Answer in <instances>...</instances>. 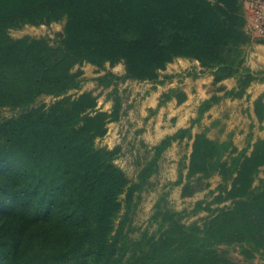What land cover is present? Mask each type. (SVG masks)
Wrapping results in <instances>:
<instances>
[{
    "label": "trees",
    "instance_id": "trees-1",
    "mask_svg": "<svg viewBox=\"0 0 264 264\" xmlns=\"http://www.w3.org/2000/svg\"><path fill=\"white\" fill-rule=\"evenodd\" d=\"M54 21L63 23L54 39L9 32ZM247 24L245 0H0V109L22 108L18 116L0 118V210L12 221H0V264H249L256 256L264 259V176H259L264 138L252 143L250 133L247 154L237 149L233 132L224 139L205 130L193 133L214 103L224 96L242 97L258 78L246 63L253 41ZM178 57L197 60L215 82L235 78L236 84L203 99L190 126L153 145L151 158L131 182L115 163L119 147L96 143L110 122L125 115L124 99L114 86L112 108L98 107L100 94L79 92L83 71L74 68L91 63L101 70L123 63V75L109 70L96 77L104 88L128 79L164 82L161 71ZM73 89L77 92L70 93ZM41 95L54 101L33 105ZM187 98L182 87H171L160 105ZM253 105L262 120L263 96ZM185 138L192 140V150L188 161L180 160L175 185L183 182L185 169L200 180L219 174L231 180L223 199L232 203L203 223H184V214L162 197L152 214L155 228L134 236L132 213L140 196L135 194L158 171L164 151ZM184 189L190 192V183ZM221 246L238 247L248 262L231 259Z\"/></svg>",
    "mask_w": 264,
    "mask_h": 264
},
{
    "label": "rangeland",
    "instance_id": "rangeland-1",
    "mask_svg": "<svg viewBox=\"0 0 264 264\" xmlns=\"http://www.w3.org/2000/svg\"><path fill=\"white\" fill-rule=\"evenodd\" d=\"M63 29L61 21H54L50 24L40 25L26 24L22 27H13L9 30L11 36L21 37L24 35L46 36L51 39L56 38L59 31ZM249 45L247 46L248 49ZM197 60L185 57H178L169 63L166 69L161 71V80L164 82L139 81V80H119L117 85L110 87H98L96 77L106 71H113L118 75L125 73L123 63L115 66L107 65L104 69L91 64L76 65L74 70H82V87L80 91L93 90L95 94H100L98 107L109 110L113 105V97L110 95L114 86H117L119 94L124 99L126 107L125 115L118 121L110 122L108 132L103 137H98L96 143L98 146H106L109 149L119 147V152L115 163L119 165L132 181L138 179V171L143 164L149 160L153 154L152 146L157 144L166 136L164 132L156 131L158 122L161 120V113L165 114V108L159 113H152L149 109H144V103L147 96L157 94L158 105L162 99V93L169 87L180 86L190 91V98L185 103H180L171 107L173 118L178 122L190 126L192 119L197 117L198 106L203 99L212 96L215 92L222 95L221 89H231L236 84L235 78H227L220 82L214 81L213 74L207 70H202ZM247 63V61H246ZM248 64V63H247ZM258 78L248 87L247 92L242 97L224 96L204 114L200 122H197L193 128V133L206 131L212 138L224 139L229 132L234 133V144L238 150L246 149L249 154L252 146L249 145L248 136L252 133V143L257 138H264V118L259 120L254 112V100L260 95L264 99V68L256 70ZM190 71H196L195 77L189 74ZM170 76V77H167ZM186 90V89H185ZM77 92L76 89L70 93ZM54 101L51 95L39 96L33 105L49 104ZM22 108L2 107L0 109V118H10L18 116ZM221 122H215L216 119ZM171 122L172 121L171 119ZM225 124V127L223 125ZM178 129V128H177ZM174 133V132H173ZM163 136V137H162ZM192 150V140L185 138L176 141L169 146L163 153L159 161L158 171L151 176L148 185L140 192L137 207L132 213L131 224L135 230L134 236L139 235V231L144 228L153 230L156 224L152 222V214L156 202L160 198H165L167 206L184 214L183 222L191 223L198 221L203 223L206 216L213 211H217L232 203L231 199H223L225 189L230 188L231 180L226 181L219 174L210 177L198 179L199 175L188 176L187 169L184 170V180L181 184L175 185L179 178V163L183 159L189 160ZM259 176H264V166L259 171ZM190 183L191 189L187 194L184 186ZM222 196V197H221ZM126 194L122 195V202L125 203ZM210 208H207V207ZM199 207V208H198ZM124 210V209H123ZM4 211V210H3ZM0 221L6 225H11L12 221L0 210ZM220 251L226 253L231 259L238 262L245 261L239 248L236 246H221ZM249 264H264V259L259 256L251 259Z\"/></svg>",
    "mask_w": 264,
    "mask_h": 264
},
{
    "label": "crops",
    "instance_id": "crops-1",
    "mask_svg": "<svg viewBox=\"0 0 264 264\" xmlns=\"http://www.w3.org/2000/svg\"><path fill=\"white\" fill-rule=\"evenodd\" d=\"M245 9L248 19L247 28L253 37V41L247 49V63L252 69L256 68L257 70L259 68H264V10L262 13H258V10H256V6L252 0H245ZM185 89L184 90L188 95V100L191 93L187 88ZM144 101V109H149L154 114L162 111L164 109L163 106L167 105L165 103L170 101L168 107L164 109L165 114L163 112L161 113L162 118L158 122L156 131L164 132V134L168 135L176 132L181 127H186L184 125L185 123L181 121L178 122V124H175V121H177V118H173L175 113H172L171 110H167L177 105V101L175 99L169 100L162 105L159 103L158 105L159 99L157 94H152V96H147ZM183 103H185V101ZM171 119L174 122H171Z\"/></svg>",
    "mask_w": 264,
    "mask_h": 264
},
{
    "label": "built area",
    "instance_id": "built-area-1",
    "mask_svg": "<svg viewBox=\"0 0 264 264\" xmlns=\"http://www.w3.org/2000/svg\"><path fill=\"white\" fill-rule=\"evenodd\" d=\"M254 5L256 6V10H258V13H262L264 10V0H252Z\"/></svg>",
    "mask_w": 264,
    "mask_h": 264
}]
</instances>
